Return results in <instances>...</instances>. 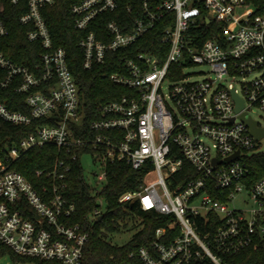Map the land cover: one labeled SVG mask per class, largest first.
Instances as JSON below:
<instances>
[{"label":"built area","instance_id":"built-area-1","mask_svg":"<svg viewBox=\"0 0 264 264\" xmlns=\"http://www.w3.org/2000/svg\"><path fill=\"white\" fill-rule=\"evenodd\" d=\"M123 1L81 0L70 8L74 27L83 32L78 46L85 69L105 64L110 53L131 52L154 27L160 32L155 53L147 39L141 50L109 63L115 70L103 75L132 93L99 104L87 129L94 134L82 138L74 135L84 116L78 86L66 51L54 46L42 14L55 0H25L18 19L30 24L26 38L39 41L41 63L30 69L0 50L5 72L0 87L12 85L23 93L29 109L13 110L0 100V116L15 124L49 121L0 151V241L20 256L82 264L90 234L80 222H71L76 204L65 195L70 164L57 158L47 172L50 183L39 190L12 167L29 148L53 144L72 158L81 146L94 150L96 204L89 213L94 219L107 205L101 195L106 163L147 166L139 188L118 198L120 205L136 203L170 218L138 248L142 264H234L230 257L246 249L264 255V173L249 183L247 162L264 150V135L256 138L245 122L250 118L264 129L251 115L255 108L264 112V13L244 0H129L128 11L137 3L133 20L121 25L112 19L100 31L90 29L98 14L116 11ZM238 6L252 10L240 16ZM215 31L219 39L204 35ZM8 32L0 15V35ZM192 64L207 66L209 75L192 78L186 71ZM232 90L242 101L238 109ZM180 171L184 180L177 177Z\"/></svg>","mask_w":264,"mask_h":264},{"label":"trees","instance_id":"trees-1","mask_svg":"<svg viewBox=\"0 0 264 264\" xmlns=\"http://www.w3.org/2000/svg\"><path fill=\"white\" fill-rule=\"evenodd\" d=\"M79 1L81 0H55L54 4L42 8V14L47 21L54 46H60L66 51L69 69L78 86L79 106L84 116L81 125L74 127V135L84 138L88 134H94L87 129L90 121L95 117L94 112L99 104L117 100L123 95L132 93L127 87L117 85L103 75L104 72L115 70L109 63L113 60L119 62L118 55L121 53L133 55L135 51L141 50V45L147 39L154 43L151 49L155 53V44L159 42L157 36L160 32L159 27H154L132 45L131 52L124 48L110 53L105 64L85 69L82 67V51L78 46L83 32L74 27V18L70 10L71 5ZM129 2V0H124L122 6L116 11H104L98 14L91 22L90 29L100 31L105 23L112 19H116L121 25H124L125 21L133 20L138 16L137 3L128 11L126 4ZM244 4L253 6L256 13H264V0H244ZM0 8V15L9 29L7 35H0V50L14 62L33 69L41 63L39 52L42 51V47L39 41H29L26 38L30 24H22L18 19L19 15L26 10L25 0L18 4H13L10 0H0ZM204 35L215 39L220 37L219 31L206 32ZM4 74V70L0 68V78ZM41 86L43 87V84ZM0 100L5 101L7 106L13 110L29 112L24 102V94L16 91L12 85L0 87ZM48 121L47 118L42 117L33 119L28 124H15L0 116V151L6 146L18 143L22 137L34 131L36 126ZM170 147L171 154H173L176 151V145L171 143ZM75 150L77 157L72 158L71 154L65 153L53 144L34 146L16 158L12 167L25 175L39 190L42 184L50 183L47 172L52 168L54 161L57 158L65 159L71 166L65 195L76 204V211L71 222H80L90 234L89 240L83 247L82 264H142L137 256L138 248L148 245L155 228L165 225L170 218L152 211H144L136 203L120 205L118 198L127 190L139 188L147 166L133 168L125 160L108 161L106 163V185L101 192L107 205L101 219H94L89 215L96 204L95 197L91 194L94 185L87 179L81 163V156L83 154L91 156L94 150L88 146H81ZM247 162L250 168L248 180L252 183L264 173V150L252 154ZM183 168H189L191 175H194V168L188 161L183 160ZM37 170L43 172L37 174ZM182 174L183 171L178 172L179 180L185 179ZM122 229H134L135 231L126 242L112 243L109 236ZM3 257H8L13 262L33 260L34 264H62L57 260L20 256L0 241V259ZM229 260L234 264H257L264 262V255L252 249H246L231 256Z\"/></svg>","mask_w":264,"mask_h":264},{"label":"rangeland","instance_id":"rangeland-1","mask_svg":"<svg viewBox=\"0 0 264 264\" xmlns=\"http://www.w3.org/2000/svg\"><path fill=\"white\" fill-rule=\"evenodd\" d=\"M252 9L250 7H237V13L240 16L245 15L247 12H250ZM186 71H192V78L196 79H202L209 75L208 67L201 64H192L189 67H187ZM167 91V89H165ZM251 115H253L254 118H256L259 123L264 127V112L261 110L255 108L252 109ZM262 144L264 147V138L262 140ZM81 163L84 168L85 175L89 181H93L94 176L93 173L98 170V166L93 162L92 157L90 154H83L81 156ZM134 229H122L119 232H115L109 236V240L112 243L122 244L130 239L131 235L134 233ZM0 264H34L33 260H27L25 262H13L9 258H1Z\"/></svg>","mask_w":264,"mask_h":264},{"label":"water","instance_id":"water-1","mask_svg":"<svg viewBox=\"0 0 264 264\" xmlns=\"http://www.w3.org/2000/svg\"><path fill=\"white\" fill-rule=\"evenodd\" d=\"M232 92H233V90H232ZM233 96L236 99V108L238 109L241 107L242 101L240 98L237 97V95L234 92H233ZM241 117H243V115H241ZM245 122L248 124V126L250 127V130H251V133L256 138H260L262 135H264V129L261 127H257L255 120H252L250 118H246ZM235 154H237V152ZM98 219H101V216H99Z\"/></svg>","mask_w":264,"mask_h":264}]
</instances>
